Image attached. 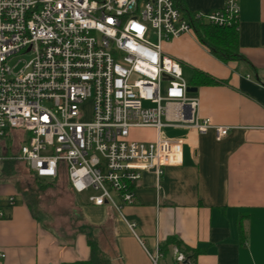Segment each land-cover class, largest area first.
<instances>
[{
	"label": "built area",
	"instance_id": "obj_1",
	"mask_svg": "<svg viewBox=\"0 0 264 264\" xmlns=\"http://www.w3.org/2000/svg\"><path fill=\"white\" fill-rule=\"evenodd\" d=\"M237 13V0H224L189 15L236 26ZM190 31L176 0H0V147L7 133L22 130L15 158L34 178L65 174L88 204L120 213L141 172L158 180L164 166L181 161V140L162 137L161 127H211L216 139L228 131L198 120L181 63L161 49ZM144 127L154 139L129 138ZM145 251L158 264L159 248ZM173 251L176 264H190Z\"/></svg>",
	"mask_w": 264,
	"mask_h": 264
},
{
	"label": "crops",
	"instance_id": "obj_2",
	"mask_svg": "<svg viewBox=\"0 0 264 264\" xmlns=\"http://www.w3.org/2000/svg\"><path fill=\"white\" fill-rule=\"evenodd\" d=\"M223 2L176 0L186 16ZM237 4L235 43L245 61H221L194 31L161 44L196 89L187 93L198 98V120L228 131L216 139L211 127L202 133L187 126L161 127L172 130L165 136L159 131L162 137L181 140V161L164 166L158 180L151 171L141 172L133 202L120 213L88 204L73 192L65 174L34 178L15 158L27 134L7 133L13 145L8 148L3 139L0 147V264L87 260L90 228L99 239L110 238L107 264H151L145 250L155 246L161 254L158 264H176L174 249L190 264H264V0ZM193 72L201 75L190 80ZM155 136L150 127L129 132L134 140ZM49 189L61 197L59 204L47 205L43 196ZM127 223L134 224L132 231Z\"/></svg>",
	"mask_w": 264,
	"mask_h": 264
},
{
	"label": "trees",
	"instance_id": "obj_3",
	"mask_svg": "<svg viewBox=\"0 0 264 264\" xmlns=\"http://www.w3.org/2000/svg\"><path fill=\"white\" fill-rule=\"evenodd\" d=\"M191 27L197 39L204 44L210 53L221 61L245 59L238 53L236 47V28L235 26H216L202 21L193 22L191 16L187 15ZM201 74L193 72L190 80L198 78ZM92 228L86 230V242L89 247V258L84 261L75 262V264H107V255L103 248L100 247V240ZM171 242V241H170Z\"/></svg>",
	"mask_w": 264,
	"mask_h": 264
},
{
	"label": "rangeland",
	"instance_id": "obj_4",
	"mask_svg": "<svg viewBox=\"0 0 264 264\" xmlns=\"http://www.w3.org/2000/svg\"><path fill=\"white\" fill-rule=\"evenodd\" d=\"M17 58H25V59H27V58H29V54L26 53L25 55H21L19 57L13 58L10 61V64L11 65L14 64L16 62ZM186 74H187V72H183V76L187 79V75ZM171 131H172L171 129H164V128H162L160 130V133L163 134V136H165L167 133H169ZM3 139H4L5 143H6V146L8 148H11L12 145H13V140L11 139V137L5 136ZM47 183L48 182L45 183V186L48 185ZM43 198H44V200H45V202L47 203L48 206H50V204L51 205L59 204L58 203L59 200L61 202V197H59L55 193L54 189L46 190V194H44ZM55 208H57V206ZM105 238H106L105 235L103 237L100 236V239L99 240H100V247L103 248V250L106 252V255H107V254H111L112 253V251H111L112 250V246H111L110 238H107V239H105Z\"/></svg>",
	"mask_w": 264,
	"mask_h": 264
},
{
	"label": "water",
	"instance_id": "obj_5",
	"mask_svg": "<svg viewBox=\"0 0 264 264\" xmlns=\"http://www.w3.org/2000/svg\"><path fill=\"white\" fill-rule=\"evenodd\" d=\"M196 89L194 87L187 86L186 91L187 92H194Z\"/></svg>",
	"mask_w": 264,
	"mask_h": 264
}]
</instances>
